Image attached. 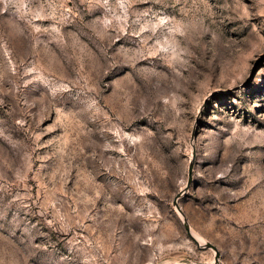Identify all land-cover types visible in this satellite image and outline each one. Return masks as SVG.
<instances>
[{
    "label": "rangeland",
    "instance_id": "1",
    "mask_svg": "<svg viewBox=\"0 0 264 264\" xmlns=\"http://www.w3.org/2000/svg\"><path fill=\"white\" fill-rule=\"evenodd\" d=\"M0 264H264V0H0Z\"/></svg>",
    "mask_w": 264,
    "mask_h": 264
},
{
    "label": "water",
    "instance_id": "2",
    "mask_svg": "<svg viewBox=\"0 0 264 264\" xmlns=\"http://www.w3.org/2000/svg\"><path fill=\"white\" fill-rule=\"evenodd\" d=\"M191 174H192V168H190V179H189V183L191 182ZM183 195V192L182 193H180L176 198H175V201H174V205L176 206V208L180 211L181 210V208H180V206H179V199H180V197ZM185 224H186V229H187V231H188V233L193 237V235H192V232H191V228H190V226L187 224V222H186V220H185ZM194 238V237H193ZM195 239V238H194ZM195 241L198 243V245H199V242L195 239ZM206 247L207 248H212V249H214V250H216V248L213 246V245H211V244H207L206 245ZM217 258H218V254H217Z\"/></svg>",
    "mask_w": 264,
    "mask_h": 264
},
{
    "label": "bare ground",
    "instance_id": "3",
    "mask_svg": "<svg viewBox=\"0 0 264 264\" xmlns=\"http://www.w3.org/2000/svg\"><path fill=\"white\" fill-rule=\"evenodd\" d=\"M192 235L200 244H204L203 240L195 232H192Z\"/></svg>",
    "mask_w": 264,
    "mask_h": 264
}]
</instances>
